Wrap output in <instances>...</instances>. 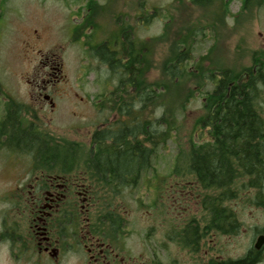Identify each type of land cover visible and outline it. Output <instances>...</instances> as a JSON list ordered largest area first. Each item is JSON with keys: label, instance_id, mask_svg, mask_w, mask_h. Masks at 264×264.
<instances>
[{"label": "rangeland", "instance_id": "obj_1", "mask_svg": "<svg viewBox=\"0 0 264 264\" xmlns=\"http://www.w3.org/2000/svg\"><path fill=\"white\" fill-rule=\"evenodd\" d=\"M121 26L131 27L135 39L149 48L142 77L146 87L163 80L164 62L184 46H191V70L202 64L204 70L240 71L251 65L254 52L264 53V5L242 10L239 0L226 5L216 0H0V131L10 106L18 105L21 127L30 126L53 143L69 145L46 165L55 173L68 168L89 182L82 170L92 134L102 124L116 125L120 118L112 109L113 102L108 106L105 101L107 66L92 56L88 43L112 39ZM46 59L53 60V71L44 69ZM44 81L50 83L51 104L39 96ZM112 88L108 82V90ZM136 97L135 91L121 94L126 102ZM260 101L264 115V91ZM186 102L184 112L175 113L176 130L158 144L151 167L138 183L111 195L98 189L93 202L96 214L101 200L111 196L112 208L128 214V228L138 235L153 222L154 213L165 212L163 207L173 226L175 214L186 215L187 205L195 210V199L202 192L189 183L192 177L185 174L182 160L175 167L178 152L187 149L195 121L204 113V99L199 92ZM162 109V102L156 101L140 111L141 117L153 118ZM198 131L197 142L207 140L206 131ZM4 140L0 137V264H14L8 260L7 246L16 243L14 235L24 227L21 186L47 172H41L43 168L29 151L11 150ZM235 211L240 232L234 241H238L241 230L258 223L264 210L248 206L245 199L235 205ZM133 239V244H141Z\"/></svg>", "mask_w": 264, "mask_h": 264}, {"label": "trees", "instance_id": "obj_2", "mask_svg": "<svg viewBox=\"0 0 264 264\" xmlns=\"http://www.w3.org/2000/svg\"><path fill=\"white\" fill-rule=\"evenodd\" d=\"M216 1L226 5L233 0ZM239 2L242 10L264 5V0ZM130 29L121 26L112 39L88 43L92 56L107 66L105 101L108 106L113 102L112 109L120 116L116 125L98 129L91 137L82 172L92 183L94 195L98 189L116 194L138 183L141 174L151 167L158 144L169 140L176 130L175 113L182 112L184 103L201 92L204 113L195 121L187 149L178 152L175 168L182 160L185 174L192 177L189 183L193 189L202 191L204 198L218 200L217 208L210 211L216 216L218 229H227L233 221L237 233L240 222L235 205L249 198L250 187L261 190L264 181V115L260 101L264 91V53L254 52L251 65L240 71L225 67L204 70L202 64L191 70V46H184L164 62L163 80L146 87L142 77L149 63V48L139 43ZM108 82L113 84L111 90ZM129 90L136 92L135 100H121V94ZM156 101L162 102L163 109L155 112L153 118H142L140 111ZM17 110L18 105L10 106L0 137L5 138L6 147L11 150L29 151L43 168L41 172H54L46 165L50 166L69 145L62 147L59 141L53 143L55 140L30 126L21 127ZM198 129L206 131L207 140L197 142ZM252 199L264 203L259 193ZM112 205L111 196L101 200L97 219L116 213Z\"/></svg>", "mask_w": 264, "mask_h": 264}, {"label": "flooded vegetation", "instance_id": "obj_3", "mask_svg": "<svg viewBox=\"0 0 264 264\" xmlns=\"http://www.w3.org/2000/svg\"><path fill=\"white\" fill-rule=\"evenodd\" d=\"M53 63L46 59L44 69L53 71ZM49 84L44 81L39 96L51 104ZM90 183L68 168L24 181V227L16 231V243L7 246L8 260L14 264H264V217L244 227L241 240L234 241L240 230L235 232L233 221L219 230L210 212L218 200L204 198L201 191L195 210L187 205L186 215L175 214V226L165 218L163 207L165 212L154 213L153 222L137 235L128 228L127 213L117 211L97 219ZM260 189L250 187L246 203L264 210L263 202L252 199L259 193L264 200V181ZM180 200L191 203L184 197ZM229 208L233 210L230 202ZM133 237L141 244H133Z\"/></svg>", "mask_w": 264, "mask_h": 264}, {"label": "bare ground", "instance_id": "obj_4", "mask_svg": "<svg viewBox=\"0 0 264 264\" xmlns=\"http://www.w3.org/2000/svg\"><path fill=\"white\" fill-rule=\"evenodd\" d=\"M128 39V38H127Z\"/></svg>", "mask_w": 264, "mask_h": 264}]
</instances>
